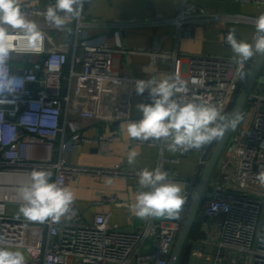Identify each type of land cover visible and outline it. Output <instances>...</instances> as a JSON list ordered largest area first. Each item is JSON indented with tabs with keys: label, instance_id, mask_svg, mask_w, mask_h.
Instances as JSON below:
<instances>
[{
	"label": "built area",
	"instance_id": "1",
	"mask_svg": "<svg viewBox=\"0 0 264 264\" xmlns=\"http://www.w3.org/2000/svg\"><path fill=\"white\" fill-rule=\"evenodd\" d=\"M237 1H253L264 6V0ZM19 3L26 18L44 20L46 9L53 5L52 0L45 6L34 0ZM256 18L210 11L191 0H181L179 12L173 18L144 17L111 22L85 18L81 11L70 23L74 35L70 56L61 48L51 47L47 34L39 29L43 38L30 41L22 30L9 28L5 41L9 49L6 66L11 74L24 79V85L14 94L6 95L10 102L0 103V179L2 174H11L24 177L30 183L33 170L52 171L53 181H59L63 186L78 175L108 180L138 178L141 170L137 167L128 168L119 163L90 167L74 165L62 158L53 159L56 143L59 151L64 152L68 148H78L84 142L109 144L113 140L111 136L87 138L79 133V119L107 121L113 115L104 103L79 100L68 91L60 93L68 62V77L77 75L86 79L97 92L110 91L109 84L116 79L124 80L126 85L141 80L116 75L113 71L114 49L106 41L89 40L87 30L173 25L178 31L188 33L195 24L243 22L255 25ZM228 33L227 29L219 32L222 45H228ZM77 48L80 53L75 51ZM120 51L135 54L142 49L120 48ZM151 55L171 57L172 65L164 75L148 79L178 76L188 91L177 95L216 105L223 112L239 79L237 70L240 66L234 58L188 56L187 61H182L176 53L157 48L152 49ZM140 101L151 102L147 91L140 96ZM136 142L156 145L155 140ZM189 151L180 153L184 155ZM262 172L264 93L253 91L218 162V177L210 182L211 197L199 210V214L208 219L207 238L193 242L190 264H264V184L257 179ZM7 190L0 186V245L23 248L29 256L26 264H168L179 228L175 222H155L150 218L140 229L125 231L111 224L106 213L94 215L91 221L83 220L74 205L75 214L68 213L70 219L29 221L6 213V204L22 203L18 189L11 190L18 195L13 202L3 197ZM105 201L122 204L115 196L103 195L96 203ZM212 221H217L215 229L210 228ZM148 240L153 244L152 250L140 252L139 246ZM208 248L213 252L208 253Z\"/></svg>",
	"mask_w": 264,
	"mask_h": 264
},
{
	"label": "crops",
	"instance_id": "2",
	"mask_svg": "<svg viewBox=\"0 0 264 264\" xmlns=\"http://www.w3.org/2000/svg\"><path fill=\"white\" fill-rule=\"evenodd\" d=\"M191 1L197 6L216 12L252 17H258L264 13V6H258L253 1L244 3L237 0ZM34 2L44 6L49 4V0H34ZM180 6L181 0H87L82 9V16L111 22L130 21L144 17L153 19L159 17L173 18L177 16ZM27 19L35 22L38 29L47 34L48 44L51 47L61 48L68 56L71 55L74 39L71 24L65 25L63 29H57L42 18ZM222 29L228 31L234 29L238 40L252 43L255 25L243 22L217 23L216 25L195 24L190 27L188 33L183 30L178 31L173 25H140L125 29L106 27L87 30L86 37L92 41H106L114 49L113 71L116 75L148 79L153 76L164 75L172 65L171 57H153L151 51L154 48L176 53L182 57V61H187L186 57L188 56L233 58L234 54L230 45L225 46L220 42L219 32ZM116 34H119L121 38L119 44L115 38ZM120 48H139L142 51L128 54L120 51ZM75 51L81 52L79 48ZM75 69L78 70L79 67L76 66ZM69 70L70 62L64 68L60 93L64 94L68 91L72 97L79 100L104 103L113 115L112 119L107 121L79 119V133L87 138H93L97 135L111 136L113 140L109 144L84 142L78 148H68L64 152L59 151L58 143H56L52 152L53 159L62 158L74 165L90 167H109L119 163L124 167H137L140 170L160 168L169 173V179L180 182L184 186L183 194L185 195L186 186L193 181L196 165L207 144L199 149H191L188 154L184 155L180 151L170 152L168 142L163 139L155 140L156 145L138 144L136 139L130 138L126 132L128 121L141 118V113L136 107L137 104L141 103V95L136 93L135 84L126 85L124 80L116 79L109 84L110 91L97 92L86 79L77 75L69 78ZM261 85L264 83L256 86L254 91L260 92L259 86ZM133 150L139 155L136 157V162L130 165L126 153ZM214 172H216V176H213L211 180L218 177V164ZM66 187L73 191L75 195L73 205L79 210L82 219L86 221H91L96 214L106 213L109 214L111 224L117 225L125 231L140 229L150 218L155 222H173V218L149 217L141 219L133 214L131 206L135 203L136 194L141 190L138 186V178L108 180L101 177L78 175L72 177ZM208 188L211 191L210 183ZM102 195L105 197L115 196L122 204L115 205L109 201L96 203ZM15 205L20 207V204ZM186 207L185 203L179 212L180 215H183ZM14 215L18 216L17 214ZM44 232L45 229L42 227V233ZM8 248L13 251H21L25 255L26 261L29 260V256L23 248ZM152 248L153 244L148 240L139 246V251L149 252ZM207 252L212 253L213 250L208 248Z\"/></svg>",
	"mask_w": 264,
	"mask_h": 264
},
{
	"label": "clouds",
	"instance_id": "3",
	"mask_svg": "<svg viewBox=\"0 0 264 264\" xmlns=\"http://www.w3.org/2000/svg\"><path fill=\"white\" fill-rule=\"evenodd\" d=\"M86 2L87 0H55L46 9L45 19L57 29H63L80 16ZM9 28L22 30L30 41L43 38L37 24L28 20L22 12L19 0H0V97L3 98L0 103L10 102L6 95L14 94L24 85V79L11 74L6 66L9 49L5 41ZM115 38L119 44V34ZM226 43L232 49L234 61L240 66L237 74L243 78V64L254 55L264 54V14L256 18L252 43L238 40L234 29L229 31ZM135 91L138 95L147 91L151 102L136 105L141 118L127 122V135L141 141L163 139L168 142L170 152L199 149L219 140L226 130L234 129L240 119L239 114L228 117L216 105L197 102L187 95H177L187 93L188 89L175 75L137 80ZM138 155L134 150L129 152L128 163L134 164ZM52 175L47 170H33L30 173V183L19 189L22 203L18 218L22 216L26 220L39 222H59L64 217L71 218L68 213L73 212L75 195L69 187L53 181ZM257 179L264 184V172L259 173ZM138 186L141 190L131 206L136 217H178L186 201L184 186L169 179L167 171L160 168L142 169L138 173ZM0 264H26V257L21 251H13L0 245Z\"/></svg>",
	"mask_w": 264,
	"mask_h": 264
},
{
	"label": "water",
	"instance_id": "4",
	"mask_svg": "<svg viewBox=\"0 0 264 264\" xmlns=\"http://www.w3.org/2000/svg\"><path fill=\"white\" fill-rule=\"evenodd\" d=\"M52 3L54 4L55 0H52ZM242 71L243 78L239 76L236 88L223 110L230 118L237 114L241 116L249 95L256 86L264 83V54L254 55L247 60ZM233 130V128L226 130L221 139L208 143L202 152L196 165L194 179L186 186L187 207L183 215L173 217V222L177 223L179 228L168 264H190L193 242L207 238L208 219L200 215L199 210L205 200L211 197L208 186Z\"/></svg>",
	"mask_w": 264,
	"mask_h": 264
},
{
	"label": "bare ground",
	"instance_id": "5",
	"mask_svg": "<svg viewBox=\"0 0 264 264\" xmlns=\"http://www.w3.org/2000/svg\"><path fill=\"white\" fill-rule=\"evenodd\" d=\"M2 177L0 179V186L4 188H8L7 192L3 195L7 200L10 202L15 201L18 199V195L12 191V189H20L22 186L28 184V180H25L24 177L11 175V174H2ZM12 190V191H11Z\"/></svg>",
	"mask_w": 264,
	"mask_h": 264
},
{
	"label": "rangeland",
	"instance_id": "6",
	"mask_svg": "<svg viewBox=\"0 0 264 264\" xmlns=\"http://www.w3.org/2000/svg\"><path fill=\"white\" fill-rule=\"evenodd\" d=\"M260 88V92L264 93V85H261L259 86ZM243 115H241L240 119H242ZM238 123L239 121L237 122L235 128L238 126ZM234 128V129H235ZM18 210H19V207L15 204H6V213L8 215H14V214H18ZM210 228H216V222L215 221H212L210 222ZM196 264H200V263H196Z\"/></svg>",
	"mask_w": 264,
	"mask_h": 264
}]
</instances>
